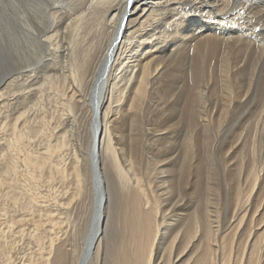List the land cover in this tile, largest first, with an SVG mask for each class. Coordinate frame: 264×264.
Returning a JSON list of instances; mask_svg holds the SVG:
<instances>
[{"label": "bare ground", "instance_id": "obj_1", "mask_svg": "<svg viewBox=\"0 0 264 264\" xmlns=\"http://www.w3.org/2000/svg\"><path fill=\"white\" fill-rule=\"evenodd\" d=\"M10 7L12 13L19 10L22 54H36L28 49L36 44L35 60L57 63L60 69L49 66L53 73L44 92H3L22 76V83L30 81L40 68L19 71L0 83V88L7 84L0 89V134L9 139L5 151L0 137V226L8 224L10 238L0 239L1 264L10 263V250L24 246L28 256L21 264H264V227L252 232L251 205L242 209L251 194L244 198L239 188L224 227L226 196L213 171L205 195L199 192L202 140L193 130L194 118H188L191 127L182 138L179 164L176 148L146 157L152 166L144 167L141 158L143 146L167 141L170 128L195 115V107L208 114L211 104L210 112L214 110L217 103L208 93L213 83L226 88L222 117L230 105L248 97L247 90L242 94L244 89L231 85L247 65L253 71L257 61L264 64V0H12ZM189 49L195 56L188 70L192 68L195 87L189 89L181 115L176 123L157 121L147 131L149 124L139 123L147 109L181 95L174 62L177 55L188 57ZM249 53L257 58L251 67ZM204 82L207 92L197 86ZM34 96L38 98L31 104ZM260 108L264 113V104ZM263 120L259 114L256 125ZM37 122L39 129L33 125ZM221 123L220 115L216 124ZM214 142L207 137L204 150L211 151ZM261 172L245 173L252 187L263 168ZM45 174L48 183L39 186ZM12 205L17 213L10 211ZM35 217L46 224L34 227ZM187 218V227L174 234L176 224ZM113 220L118 226L109 236ZM239 226L247 238L238 241L232 258L234 241L229 250L225 236L220 241L219 236ZM19 254L13 252L14 260Z\"/></svg>", "mask_w": 264, "mask_h": 264}, {"label": "rangeland", "instance_id": "obj_2", "mask_svg": "<svg viewBox=\"0 0 264 264\" xmlns=\"http://www.w3.org/2000/svg\"><path fill=\"white\" fill-rule=\"evenodd\" d=\"M10 1L12 0H0V83L5 79L6 81L12 80L15 76H17L19 71L20 72L22 71L23 72L22 74H27L28 71H32V70L38 71L39 70L38 68H40V70L39 72H34L35 74L34 73H33L34 75L32 74L33 79H30V81L28 82L22 83V79H24L25 77V76H22V79L21 78L20 80L18 79V81L20 82L18 81L11 82L9 83L8 86H6L7 85L6 84V85L1 86V88L4 86L7 87L3 91L4 93H7V95H10L12 93L19 94V92L21 93V91L23 92L29 89H33V90L36 89L34 92H38V90L43 89V92H44L45 87H47L46 78H48L49 75L53 73L52 70H49L50 67H53L54 69L56 68L60 69V67L57 63H54V64L52 63L51 65L53 66H51L49 65L50 63L46 61L42 63L40 62L39 59L35 60V58L38 57L37 55L38 48L36 44L29 46L28 42L24 43V46L26 44L28 45V49L37 50L36 54H32L31 56H25L22 54L23 49H20V45L22 44V36L20 35V30L18 28V22H17L19 10L18 9L13 10V13H12L11 7H10ZM252 23L257 26V22L255 20H253ZM259 26L257 27L258 29H259ZM92 33L94 36L95 33L93 31ZM91 37L89 38L91 39ZM89 38H88V41H90ZM65 45H67L66 40H65ZM182 50H185V48H183ZM191 50L192 49H189L187 53L188 57H182L181 55H177L175 57L174 64L177 65V69H178L177 75L179 77L177 81L178 82L177 86H179L180 88L178 90L181 92V95L177 97H173L171 101H169V98H167L164 102H161V101L155 102L154 105L157 107L159 112H157V109L152 106L147 109V114H146L144 121L143 122L139 121V123L145 124L146 122L149 124V126L145 125V128L147 129V131H151L150 128H155L157 121H165V120L170 119L172 122L176 123V119L181 115L182 110L186 104L185 99L187 97V93L189 92V89L195 87V84L191 83L192 79L195 80L194 76L192 75V68H191V71L188 73V70L193 65V59L195 57L193 54H191L192 53ZM62 56L64 57V55ZM249 56H250L249 59L252 61L250 62V67H251V64L257 58L252 53H249ZM27 60L28 62H26ZM203 61H205L203 58H198L199 64H202ZM38 64L40 66H38ZM44 65H45V68H44ZM241 65L242 64L240 63L239 66ZM244 68L245 67H243V69ZM42 73L46 75H43ZM42 77L43 78L45 77V78L43 79ZM249 78L251 79L250 84L248 83ZM31 82H32V85L30 86L31 88H27L29 85L28 83H31ZM207 85L208 83H205V82L197 84V86H199V88L201 89V92L202 91L207 92ZM233 86L244 89L242 94H244L245 90H247L246 92H248V97L245 98L244 100H240L239 97L236 96L235 99L240 100L241 102L236 106L230 105L229 108L231 111H227L224 117H222L221 104H222L223 99H227V97L222 95V92L225 91L226 88H223L222 86L216 87V83H213L211 85V88L208 91L209 96L212 95V100H214L213 102L217 103L214 110H212L213 112L212 111L210 112L211 104L207 108V110L209 111L208 114L202 111V106L195 107L194 108L195 115L187 116V119L185 121H183L182 123L178 125L176 124V126L173 128H170L171 130H170V134L167 137V141H150L149 143L146 144L145 148L143 146L141 158H142L143 166L146 167L147 165H151L147 162L146 157L148 159H153V157H155V155H159L161 151L173 150L176 148L175 160H177L179 164V160H180L179 156L182 154L185 148V147L182 148V146H184L182 138L187 130V126L191 127L189 125L188 118L189 117L194 118L195 123L193 124V130H197V133L201 136V140H202V148L199 153L200 155L198 156L199 161L201 160V174H200L201 191L199 190L200 194H202L203 196L205 195V191L207 190V186L205 183H206V180H208L209 178V173L213 171L216 174L217 183L223 187L221 191V194H222L221 196L222 197L226 196V201H223L224 204L222 206V217L224 218L222 222L224 223V227H227L229 225V220L231 219L230 215H232V212L235 206V199L237 198L236 196H237L238 190L241 189L242 191L241 195H243L244 198L247 197L249 194H251L252 198L250 197L251 199H249V201L247 200L244 203L242 209L244 210V208L249 206V204L251 205V207L249 206L247 208L251 209V210L249 209L250 212L252 213V214L250 213V216L253 217L254 221H252L253 224H248V225H252L253 227L252 232L254 231L260 232L263 229L261 227H264V176H263L264 175V128L262 127L264 120L262 124H260L259 126H257L256 124L259 118V114H260V117H264V113H261L260 111L261 110L260 106L264 104V64L261 61H257L255 69L253 71H251L249 69V66L247 65L246 68L237 76L236 80L232 81L231 87ZM23 87H25V89ZM212 88L214 90L211 91ZM38 97L34 96L35 99L33 98L31 100V104H34ZM144 104H146L147 106V103H144ZM172 105H174V108L171 109ZM46 106L48 105L46 104ZM199 111H200V114L198 115ZM220 115H221L222 123L218 125L216 124V122H218ZM88 117H89L88 113H85L84 118H86V122L83 123L84 131L85 129L86 131L87 129H89V125H87L89 124L87 120ZM39 124L40 123L37 122L36 124H33V125L35 127L38 126L36 128L39 129L41 127V124L40 126ZM1 135L2 134H0V137L5 138V142L3 141V145H2L3 150L6 149L5 151H7L8 146L5 143L7 140H9L8 135L6 136L5 135L1 136ZM36 136H37V133L35 134V137ZM207 137H208V140L214 137L215 142L213 146L210 148L211 151L206 152L203 146L205 145ZM82 139H86V142H87L88 140L87 134L85 136V134L83 133ZM73 140L75 141V139ZM244 142L246 143L244 144ZM0 143H2V140H0ZM130 146L133 147L131 143H130ZM87 148H88V145H86V149H84L86 153H87ZM5 151H3V153ZM5 161L9 162V158H7ZM177 167H176V171H177ZM261 168H263V174L259 180L260 182L257 181L256 186L252 187V184L250 185L251 182L246 177V175L252 169L253 170L255 169V171L261 172ZM0 174H2L1 169H0ZM192 180H193V176L191 174L190 180H189L190 185L192 183ZM38 183H39L38 184L39 186L41 185L43 186L48 183V180H46V174L44 175V178L40 180ZM200 196L201 195L197 194L196 200L198 199L201 201L202 197ZM8 204H9V201H8ZM18 210L19 209L16 208L15 206L13 205L10 206V211L12 213H17ZM188 219L189 218H187V220L186 219L183 220L181 224H176L179 226H177L175 231H173L174 234H176L178 231L183 230L187 227L186 221L189 223ZM225 220H227V222ZM85 222H86V216L84 215L83 220L80 223V227L81 229H83V231L86 226ZM36 223L37 225H34V227L36 228H38V224H46V222L37 221V218H36ZM63 223L67 224L66 221H64ZM110 224L113 227H110L111 226ZM110 224H109V227L107 228L109 236H111L115 232L116 226H118V224H116L114 220ZM7 225L8 224L1 223V226H0V239L5 240L6 242L9 241L10 239L7 236V233H8ZM240 225H242L241 228L245 226V224H240ZM259 225H260V228L258 229ZM30 229H32L31 225H30ZM234 230L235 229H232V228L227 229L226 232L223 231L224 235L221 234L219 236V241L222 236H225V238L227 237V239L224 238V241L228 249L230 248L231 241L233 240L235 242V243L233 242V245H232L233 251H234L232 253V258L235 256V252L238 249L237 248L238 241L242 243L241 238L242 240H245L247 238V236L241 235L242 232H239L240 226H239V229L235 230L236 234L234 233L235 232ZM240 235L242 237H240ZM114 237L115 236H112V238ZM254 237L255 235H253L251 238L253 239ZM164 244H166V242ZM26 248L28 247L24 246V249L23 250L21 249L20 251L10 250L11 261L9 264H21L23 259L28 256V255H25L24 253ZM13 252L16 254L20 252V254L16 256L15 260L13 257ZM2 259H3V256L0 255V264H1Z\"/></svg>", "mask_w": 264, "mask_h": 264}]
</instances>
